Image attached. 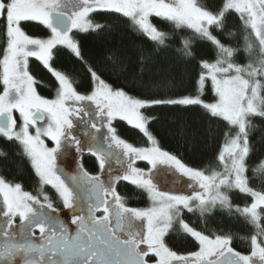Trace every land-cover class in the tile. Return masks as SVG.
<instances>
[{"label":"snow or ice","instance_id":"obj_1","mask_svg":"<svg viewBox=\"0 0 264 264\" xmlns=\"http://www.w3.org/2000/svg\"><path fill=\"white\" fill-rule=\"evenodd\" d=\"M30 3L33 14L16 21L15 25L21 30L26 26H37L46 39H17L9 31L8 0H0V5L4 6L0 8V143L15 141L20 145L17 156L22 153L27 162L23 168L37 188L35 193L26 191L22 182L13 183L0 177V264H148V261L155 264H264V244L259 243L258 232L252 236L248 254L236 251L228 239L217 236L210 241L207 236L191 229H187L191 249L180 254L169 251L163 244L164 233L154 225L155 208H135L119 191L121 185H131L144 193L153 205L168 208L159 200L162 194H167L162 193L158 180L152 176L153 172L158 176L159 166L178 168L181 175L194 178V188L198 184L201 189L211 192L213 187H218L215 183L218 173L210 176L193 173L175 155L161 151L158 146L136 147L119 131L121 122L126 123L144 136L148 144L157 145L154 134L148 131L151 120L145 122L140 115L143 110L162 106H203L207 110L211 106L202 105V95L198 98L185 95L144 99L123 87L115 88L94 72L89 75L99 76V83L90 80L80 92L71 77L57 72L52 77L55 87L47 97L41 96L34 90L35 77L29 70L31 58L49 63L54 59L53 49L58 47L67 48L80 58V42L72 34L76 31L86 33L91 29L87 22L89 13L119 12V9L99 4L89 7L90 0H75V3L70 0H30ZM225 7L238 14L240 19L247 15L248 24L260 44L257 52L246 39L244 51L248 54V64L243 68L229 65L238 73L246 72L256 77L254 86L237 77L245 96L252 87L253 97L249 100L248 111L255 114L258 112L256 102L261 98V67H264V0H230ZM70 13L72 27L66 33L64 28ZM223 18L222 14L215 22L219 23ZM175 19L179 22L181 18ZM207 22L213 20L208 18ZM140 28L146 39L155 42L160 38L158 34L149 35L146 25L141 24ZM24 35L26 37L27 33ZM31 48L35 51H30ZM188 48L185 42L186 58L193 55ZM235 51L220 48L217 57L225 52L231 57ZM105 59L114 66L115 73L129 71L126 62H118L116 53ZM139 60L143 64L146 57L141 54ZM217 67L218 64L204 65L211 72ZM144 73L145 69L140 67L138 74L143 77ZM135 83L139 86L140 82ZM221 100L223 102V97ZM126 107L137 110L138 122L131 121L129 114L123 111ZM233 107L232 123L239 122L240 132L246 138L243 147L237 141H231L234 147L230 150H239L241 155L239 160H233L229 176L234 177L233 188L252 199L251 206L236 211L259 229L264 195L254 191L250 184L252 180L264 184L260 176L264 173V164L256 168V175L251 180L246 177L244 164L251 154L247 132L251 126L244 123V110L242 106L236 107L235 96ZM211 115L216 116L214 108ZM41 123L46 126L41 128ZM18 125L22 127L18 128ZM81 129L91 142L86 143L77 135ZM73 150L74 167L66 171L57 162L61 154L65 157ZM86 154L94 158L96 171L86 166ZM4 155L0 152V156ZM220 158H224V153ZM137 162H146L148 167H138ZM50 189L54 190L55 197L50 194ZM216 199L213 196L212 202L215 203ZM219 199L225 208L229 207L227 196ZM183 202L187 205V201ZM204 203L206 201L202 199L201 206ZM162 249L166 257L161 256Z\"/></svg>","mask_w":264,"mask_h":264},{"label":"trees","instance_id":"obj_2","mask_svg":"<svg viewBox=\"0 0 264 264\" xmlns=\"http://www.w3.org/2000/svg\"><path fill=\"white\" fill-rule=\"evenodd\" d=\"M194 1L202 10L213 16L223 14V20L219 23L213 22L208 29L198 31L190 22H184V17L180 19L181 23L177 24L168 19L152 16L151 22L161 34L155 42L146 39L132 21L120 12L91 13L89 20L93 28L86 33L75 34L82 51L80 58L67 48L58 47L53 49L54 59L49 62V69L38 60L29 61V70L36 81V91L47 97L55 87L50 70L71 77L75 88L80 92L85 90L90 80H94L95 77L99 79L97 75L90 77L89 74L94 72L103 76L115 88L123 87L134 96L144 99L178 98L185 95L195 98L202 95L203 102L215 103L216 95L208 79L205 80L203 90L201 92L199 90L204 65L217 63L222 68L230 69L232 76L236 75L238 72L235 67L229 65L243 68L248 64V54L244 51L245 40L247 39L257 52L260 44L252 32L245 28L238 14L234 11L222 13L226 0ZM23 31L31 36L44 37L37 26H26ZM185 42L189 45L188 50L193 53L190 58L184 55ZM220 48L237 51L231 57L225 52L218 58L217 52ZM112 53L117 54L118 62L127 63L129 68L127 73L114 72V66L105 59ZM141 54L146 57L143 64L139 60ZM140 67L145 69L143 77L138 74ZM263 70L264 67H261V71ZM238 74L249 76L246 72ZM136 81L140 82L139 86ZM153 85L156 87L153 88ZM242 107L246 113V107ZM142 116L146 122L151 120L148 131L154 134L158 142L156 146L161 151L175 155L187 168L206 175L229 174L230 171L224 169L220 159L222 148L235 139H239L242 144L246 138L245 134L240 132L238 122L231 125L218 116L213 117L203 106L151 107L145 108ZM247 122V125L251 126L247 132L251 154L246 158L244 166L246 177L251 180L256 175V168L264 164V90L259 112L249 115ZM119 131L123 138L136 147L149 145L144 136L126 123L121 122ZM20 150V145L15 141L10 144L0 143V152L5 153L4 156H0V177L13 183L22 182L26 191L35 193L36 184L23 168L27 162L22 153L17 156ZM84 160L90 170L96 171L93 158L87 156ZM17 165L21 167L18 168ZM137 166L145 169L148 167L146 162H137ZM260 176L264 180V173ZM154 179L159 180V177ZM250 186L254 191L264 195V184L252 180ZM192 188L196 189V192L189 197L191 204L188 207L176 204L170 206L173 215L170 227L163 237L165 247L177 254L186 253L191 249L190 235L183 230L181 226L183 223L192 231L199 232L201 236L208 238L220 236L222 239H228L236 251L248 254L252 246V236L258 231L254 225L240 216L236 209L251 206V197L239 190L230 189L226 192L228 208L222 203H215L210 210L202 211L201 200L210 197L211 193L198 187ZM180 189L184 191L185 186L181 185ZM119 191L128 197L131 206L142 209L149 206L148 197L137 188L121 185ZM50 194L55 197L54 190L50 189ZM260 212L259 231L264 236V209H260Z\"/></svg>","mask_w":264,"mask_h":264},{"label":"rangeland","instance_id":"obj_3","mask_svg":"<svg viewBox=\"0 0 264 264\" xmlns=\"http://www.w3.org/2000/svg\"><path fill=\"white\" fill-rule=\"evenodd\" d=\"M70 2L75 3V0H70ZM229 3H230V0H226L225 5H228ZM8 4L10 5V7L8 8L9 31L13 33L17 39L24 38V39L30 40L31 38H34L35 36H31L29 34H27V36L25 37L24 35L25 32L15 25L16 21L29 17L33 14V9H32L30 0H11L10 2H8ZM97 4L106 6V7L117 8L119 9V12L122 14L129 13L130 15L128 16V18L132 21L133 25L138 30L141 31L140 25L143 24L147 26L149 35L158 34L159 37L161 36V34L158 33L156 29L154 28L151 22L152 16L158 17L160 19H168L177 24L181 23L182 17H184L183 21L190 22L192 26L195 27L198 31H203L204 29H208L209 25L215 22V20L219 17L218 15L213 16L207 13L206 11L202 10L195 3L194 0H166V2H164V0H161L160 3H156L155 0H90L89 7H93ZM225 5L222 10V13L225 11H228ZM2 7L4 6L0 5V8ZM80 7L83 8V5H81ZM90 14L91 13H89V15ZM89 15L87 17V22L91 25V28H93L92 23L89 20ZM71 16L72 14L70 13L69 14L70 19H71ZM175 17H180L181 20L178 22L177 19H175ZM208 18H211L213 22L208 23L207 22ZM202 20H204L205 22L201 23ZM242 21L244 22L245 25L248 24L246 14H245V18L242 19ZM71 27H72V23H71ZM247 28L256 37L255 32L252 31L250 24H248ZM77 32L79 31H76L75 33L72 34L74 38ZM39 38L46 39L45 37L43 38L39 37ZM30 51H35V49L31 48ZM42 64L49 69V63H42ZM205 65H217V63L205 64ZM50 72L53 74V76L57 73L52 70H50ZM237 77H240L243 80L249 81L250 85H253V86L256 83L255 76L240 75L238 73L232 76V72L230 69L222 68L219 66V64L215 72H211L204 68V74L201 78V81H203V85H205V80L206 79L209 80L212 90L216 95V102L213 104H207L202 101V105H210L211 107L207 109L210 113L214 108L216 111V116L224 119L225 121H227L229 124L232 125L233 124L232 118L234 116V111H235L233 107V97L235 96L236 107L237 108L239 106L246 107V113H244L245 115L243 116V121L247 125L248 124L247 119L249 115H254V113L248 111L249 100L253 97V91H252V87H249L247 90V95L245 96L243 94V85L240 83V80H238ZM259 79H260V85H261V88H260L261 98L260 100L256 102L258 112H259L260 101L262 100V93L264 90V70L261 71V75ZM94 80L97 82V84L99 83V79L97 77H95ZM201 81L199 82L200 92L203 90V87H204V86L201 87ZM198 97H195V98H198ZM221 97H223V102L221 100ZM123 111L129 114L131 121L133 123L138 122L139 117L137 114V110H135L134 108L126 107ZM140 115H142V113ZM45 126L46 125L44 123L40 124L41 128ZM17 127L20 128L22 127V125H18ZM83 132L84 130L81 129V131H79L77 135L80 136L81 139L84 140L86 143L91 142L89 137H86L83 135ZM232 141H237L240 145H242V147L244 145V143L241 144L239 139H235ZM46 142L48 143L49 146H52V144H50L49 141H46ZM148 147L152 148V147H156V145L149 144ZM233 147L234 146L231 144V141H230L228 142L227 145H225L222 148V151H221V153H224V158L223 159L220 158V159L223 163L224 169L227 172L229 171L231 172L233 160H239L240 155H241L239 150H230V149H233ZM74 155H75L74 150L71 151L70 154L65 157H63V154H61V158L58 160L57 163H61L63 165V168H65L66 171H69V166L72 164V158ZM159 167L161 171L159 172L158 176L155 172L152 173V176L153 178L159 177L158 181L160 183L158 185L160 186L162 193L167 194V195L162 194L159 197V200L161 201L163 205H168L169 207L163 208L160 205H153V203L149 200V206L147 208L149 209L155 208L156 214L154 216V225L158 230L163 232L165 235L170 227V220L173 215V211L170 210V206L172 204H176L178 206L188 207L191 204V201H189L188 199H190L189 197L193 195L194 192H196V189L192 188L194 187L195 179L190 178L188 175H181L178 168H175V167L167 168L164 166H159ZM184 167L187 168L186 166ZM192 172L195 173L199 171L192 170ZM202 174L205 176H210L204 173ZM221 181H224V183H221ZM233 181H234V177L229 176V174H226L225 176L218 175L216 178V182H215L216 185H218V187H213L211 192H209V194L211 193L210 197L208 196L206 199H203L206 201V203L203 204V206L201 207V210L207 211V210H210L215 205V203H222L219 197L226 196L227 190L234 189ZM181 185L185 186L184 191L180 189ZM195 187L200 188L198 184ZM213 196L217 197L215 203L212 202ZM179 200L187 201V205H185L183 201H179ZM138 223H140V221H138ZM181 226L183 230H185L188 233L187 229H190V228L187 227L183 223H181ZM257 231L259 233L258 234L259 243L264 244V236L261 235L259 229H257ZM164 235L162 236V240H163ZM208 239L210 241H214L216 238H208ZM161 256L162 257L167 256V254L163 251V249L161 250ZM148 262L155 264L154 261H148ZM177 264H179V262H177Z\"/></svg>","mask_w":264,"mask_h":264},{"label":"flooded vegetation","instance_id":"obj_4","mask_svg":"<svg viewBox=\"0 0 264 264\" xmlns=\"http://www.w3.org/2000/svg\"><path fill=\"white\" fill-rule=\"evenodd\" d=\"M32 60H36L35 58H31ZM29 79L31 80L32 79V77H29ZM34 90L36 91V81H35V85H34ZM50 142V141H49ZM50 144H51V142H50ZM88 155L86 154L85 155V157H87ZM84 157V158H85ZM58 166H60V167H63V165L61 164V163H58ZM73 165L71 164L70 166H69V171H71L72 169H73ZM137 223H138V221H137ZM139 224V223H138ZM148 264H153V263H149L148 262Z\"/></svg>","mask_w":264,"mask_h":264},{"label":"water","instance_id":"obj_5","mask_svg":"<svg viewBox=\"0 0 264 264\" xmlns=\"http://www.w3.org/2000/svg\"><path fill=\"white\" fill-rule=\"evenodd\" d=\"M71 19L70 18H68L67 20H66V24H65V28H64V31L67 33L68 32V30L70 29V27H71ZM42 124V123H41ZM238 126H239V122H238Z\"/></svg>","mask_w":264,"mask_h":264}]
</instances>
